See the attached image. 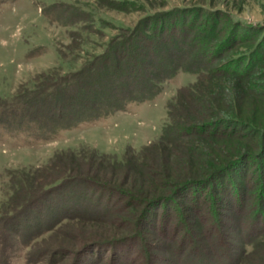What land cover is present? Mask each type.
Listing matches in <instances>:
<instances>
[{
	"label": "rangeland",
	"instance_id": "rangeland-1",
	"mask_svg": "<svg viewBox=\"0 0 264 264\" xmlns=\"http://www.w3.org/2000/svg\"><path fill=\"white\" fill-rule=\"evenodd\" d=\"M205 1L206 4L210 2ZM98 2L9 0L0 4V98L8 99L22 90L39 87L43 82L42 77L54 69L61 70L62 75L80 71L88 58L102 53L111 35H115L120 26L134 27L149 13H162L198 4V0H139L145 10L127 13L101 5L97 17L101 20L96 24L99 30L91 31L84 27L78 32L77 25H65L55 18L56 12L50 9L57 3L98 5ZM212 7L228 11L248 23L264 20V0H214ZM187 50L194 49L188 45ZM156 56L154 53L146 55L149 66L146 65V71H151L150 66L158 61ZM167 56L171 58L172 55H164V59ZM195 80V74L180 72L164 84L162 94L155 99L129 105L125 111L117 112L98 123L80 125L70 131L59 130L55 135L45 136L24 127L10 128L7 124H0V216L7 218V221L20 223L16 228H7L8 223L2 226L0 222V264H27L26 256L30 251L39 256V262L35 264H148L145 257L138 255L140 248L149 252L152 264H199L202 259L188 252L195 241L206 250L204 253L208 252L212 261L224 264L223 252H216L217 232L211 225L216 218L208 210H190L192 207L186 200H192L191 197L151 209V219L149 224L147 221L144 223L141 235L145 245L126 242L124 253L121 247L108 250L105 244L134 240L136 235L126 229H133L137 213L143 210L139 204L129 206L128 200L119 197L118 193L114 194V191L122 189L133 193L142 191L156 194L159 188L155 187L154 181L159 176L155 172L163 173L161 163L167 162L165 165L170 167L167 170L170 174H176L185 164L187 157L184 151H179L182 156L162 159L158 157L154 144L167 122V101L174 98L177 89ZM180 102L181 113L190 117L194 108L189 99L185 97ZM261 113L258 111V116L263 117ZM223 140L225 142L218 147L217 155L221 150L235 151L239 155L237 141L228 143L226 141L229 139ZM198 144L212 150L218 145L205 139L199 140ZM152 146L155 150H152L149 160L143 155L139 156L142 151L150 155ZM100 157L131 165L126 169L119 165L112 166L105 159L103 162L97 160ZM141 161L148 163L151 173L140 170ZM11 171L18 174L17 178L30 182L22 184V192L17 187L21 183L14 189L8 185V173ZM238 172L245 175L237 180L233 171L234 177L225 175L219 179L220 183L232 190L236 186L239 189L246 185L245 191H250L247 186L255 182L254 177L261 171L257 166L244 164V167L239 166ZM82 176L98 180L99 183H83H94L97 187L87 189L88 186H82L78 179ZM207 191L208 194L210 189ZM223 195H219V219L223 225L219 229L226 233L228 242L234 243L235 247L238 238L241 239L254 227L255 216L249 210V203L244 207L242 204L238 209L240 203L233 194ZM179 206L187 209V223L196 236L193 239L191 234L179 231V226L175 227ZM256 221L259 226L260 220ZM262 224L261 228L264 226L263 221ZM46 228L48 230L45 231ZM19 234L24 235V239L17 236ZM28 235L31 237V247L24 245ZM95 241L99 242V246L95 245L97 248L91 245ZM127 245L130 247L127 248ZM232 251L235 252L236 248ZM239 254L240 251H237L236 255ZM186 256L192 262L186 263ZM259 258L248 259V262H263Z\"/></svg>",
	"mask_w": 264,
	"mask_h": 264
},
{
	"label": "trees",
	"instance_id": "trees-1",
	"mask_svg": "<svg viewBox=\"0 0 264 264\" xmlns=\"http://www.w3.org/2000/svg\"><path fill=\"white\" fill-rule=\"evenodd\" d=\"M6 1L9 0H0V4ZM209 1L206 4L205 0H198V4L191 7L149 13L134 27L120 26L117 33L111 35L102 53L88 58L80 71L62 75L61 70L54 69L45 74L46 77H42L43 82L39 87L22 90L8 99L0 98V124H7L10 128L24 127L31 132L50 136L59 130L70 131L80 125L101 122L117 112L125 111L129 105L149 102L161 95L164 84L180 72L196 75L194 82L177 89L174 98L167 101V122L154 144L158 157L161 156L162 159L182 156L179 151H184L187 157L185 164L176 174H170L167 172L170 167L165 165L167 162L161 163L163 173L155 172L159 176L154 181L155 187L159 188L156 194L142 191L133 193L122 189L114 191L122 199H127L129 206L139 204L143 210L137 213L133 229H126L133 232L136 238L121 240L116 244L111 242L110 245L105 242L108 250L121 247L124 251L126 242L145 245L141 235L144 223L147 221L149 224L151 219V209L191 197L192 200H186L192 207L190 210H208L216 218L211 225L217 232L216 252H223L224 264H264V226L261 228L262 221L264 222V20L253 24L242 21L228 11L213 9L214 0ZM98 3H57L50 9L56 12L55 18L65 25H77L76 32L85 28L99 30L96 24L101 20L97 18L101 5L126 13L145 10L139 0H99ZM71 33L77 35L74 31ZM188 45L194 50H187ZM151 53L157 55L158 61L150 66L151 71H146L148 63L145 58ZM164 55L172 56L164 59ZM185 97L194 108L190 117L181 113L180 101ZM258 111L262 112L263 117L258 116ZM224 138L229 139L226 141L228 143L237 141L239 155L229 150H221L217 155L218 147L225 142ZM203 139L218 145L213 150L203 148L198 144ZM154 148H150V155L142 151L139 156L143 155L149 160ZM103 159L108 158L100 157L97 160L103 162ZM108 162L125 169L131 165L118 160H107ZM244 164L257 166L261 171L254 177L255 182L247 186L250 191H245L246 185L239 189L236 186L232 190L220 183L219 179L225 175L229 178L235 176L237 180L242 178L245 174H240L238 168L240 165L244 167ZM139 167L141 171H149V165L144 161H141ZM254 170L253 168L252 171ZM148 171L147 174L150 172ZM233 171L237 176H232ZM16 175L18 174L12 171L8 173V185L14 189L21 183L17 187L22 192L21 186L28 180L19 179ZM78 179L82 186H88L87 189L97 186L94 183H83H99L91 176ZM28 183L30 184L29 181ZM165 192L169 194L165 195ZM220 194H233L240 203L238 209L242 204L244 207L249 203V210L255 220H260L259 226L253 220L254 227L241 236V239L238 238L235 247L234 243L228 242L226 233L219 229L223 226L219 219ZM145 206L147 209L144 210ZM178 212L175 227L179 226V231L188 232L192 239L195 238L187 223V209L179 206ZM0 222L2 226L8 223L6 227L14 228L20 224L14 220L7 221L2 216ZM260 234L262 235L257 237ZM17 236L24 239L22 234ZM30 238L28 235L27 241L23 242L26 247L32 246L29 245ZM196 243L197 241L191 244L189 255H197L202 259L199 264H216L207 255L208 252L204 253L206 250ZM96 244L99 242L95 241L91 245ZM234 248L235 252L232 251ZM237 251H240L239 255H236ZM138 255L152 264L147 250L140 248ZM188 256L185 258L186 263L192 262ZM259 256L263 262H248V259ZM38 257L30 251L26 256L27 264L39 262Z\"/></svg>",
	"mask_w": 264,
	"mask_h": 264
}]
</instances>
